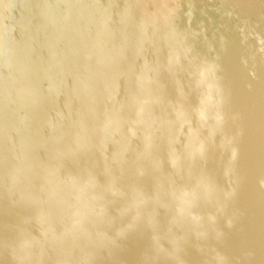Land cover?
Listing matches in <instances>:
<instances>
[{
	"label": "water",
	"instance_id": "1",
	"mask_svg": "<svg viewBox=\"0 0 264 264\" xmlns=\"http://www.w3.org/2000/svg\"><path fill=\"white\" fill-rule=\"evenodd\" d=\"M0 264H264V0H0Z\"/></svg>",
	"mask_w": 264,
	"mask_h": 264
}]
</instances>
